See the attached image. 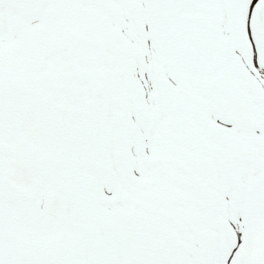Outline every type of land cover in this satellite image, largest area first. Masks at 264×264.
<instances>
[{
    "label": "snow or ice",
    "instance_id": "1",
    "mask_svg": "<svg viewBox=\"0 0 264 264\" xmlns=\"http://www.w3.org/2000/svg\"><path fill=\"white\" fill-rule=\"evenodd\" d=\"M0 264H264V0H0Z\"/></svg>",
    "mask_w": 264,
    "mask_h": 264
}]
</instances>
